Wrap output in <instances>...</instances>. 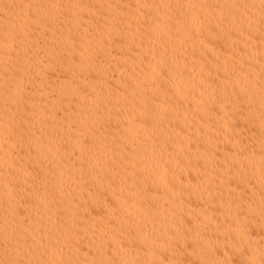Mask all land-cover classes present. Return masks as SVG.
<instances>
[{
  "label": "bare ground",
  "instance_id": "1",
  "mask_svg": "<svg viewBox=\"0 0 264 264\" xmlns=\"http://www.w3.org/2000/svg\"><path fill=\"white\" fill-rule=\"evenodd\" d=\"M0 264H264V0H0Z\"/></svg>",
  "mask_w": 264,
  "mask_h": 264
}]
</instances>
